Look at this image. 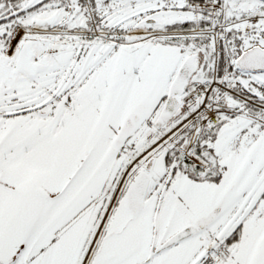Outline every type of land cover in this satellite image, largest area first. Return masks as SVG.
Returning a JSON list of instances; mask_svg holds the SVG:
<instances>
[{"label":"snow or ice","instance_id":"obj_1","mask_svg":"<svg viewBox=\"0 0 264 264\" xmlns=\"http://www.w3.org/2000/svg\"><path fill=\"white\" fill-rule=\"evenodd\" d=\"M0 264H264V0H0Z\"/></svg>","mask_w":264,"mask_h":264}]
</instances>
